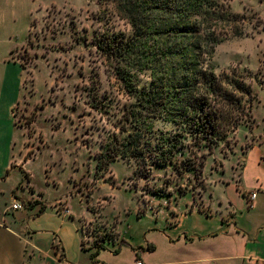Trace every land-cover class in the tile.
Listing matches in <instances>:
<instances>
[{"label": "rangeland", "instance_id": "obj_1", "mask_svg": "<svg viewBox=\"0 0 264 264\" xmlns=\"http://www.w3.org/2000/svg\"><path fill=\"white\" fill-rule=\"evenodd\" d=\"M230 9L245 15L238 28L246 35L224 40L212 62L217 74L234 73L251 85L241 125L213 149L199 174L191 170L179 175L171 164L151 165L149 172L136 170L134 163L121 159L96 173L101 141L117 132L118 119L134 101L123 95L115 63L97 45L113 32L130 33L129 24L117 16L113 0H0V55L14 47L11 58L25 68L28 98L15 108L16 123L32 138L27 145L45 148L34 166L46 200L73 191V205L84 214L87 208L98 213L104 205L105 225L98 218L81 225L83 247L120 244L118 228L140 235L149 226L144 213L155 206L151 201L156 192L169 200L190 192L198 200L206 179L221 178L231 167H239L255 137L250 134L253 106L264 100V0H232ZM140 79V85L150 81L148 73ZM151 123L155 130H175L160 119ZM189 151L177 157L186 158ZM197 152L200 156L207 149ZM45 164L58 185L44 184Z\"/></svg>", "mask_w": 264, "mask_h": 264}, {"label": "crops", "instance_id": "obj_2", "mask_svg": "<svg viewBox=\"0 0 264 264\" xmlns=\"http://www.w3.org/2000/svg\"><path fill=\"white\" fill-rule=\"evenodd\" d=\"M13 48L0 55V264H264V100L253 106L255 137L238 168L206 179L198 200L190 192L174 200L153 197L155 206L144 213L149 226L136 235L118 225L120 244L106 245L91 262L96 248L83 247L80 227L95 218L105 225L104 205L84 214L73 205V191L46 200L34 166L45 148L27 145L32 138L16 123L15 108L28 94ZM49 167L43 166L44 184L56 186ZM254 190L248 208L246 196ZM14 202L23 208L13 209Z\"/></svg>", "mask_w": 264, "mask_h": 264}, {"label": "trees", "instance_id": "obj_3", "mask_svg": "<svg viewBox=\"0 0 264 264\" xmlns=\"http://www.w3.org/2000/svg\"><path fill=\"white\" fill-rule=\"evenodd\" d=\"M231 1L113 0L131 32L105 35L97 48L115 63L120 90L134 101L118 119L117 132L101 141L96 173L121 159L136 170L171 164L179 175L199 174L213 149L241 125L251 85L234 73L217 74L212 62L224 40L246 35L238 28L246 17L231 11ZM142 73H148V84L140 85ZM154 119L175 130L153 129ZM203 147L207 152L198 156ZM185 149L188 157L178 158ZM43 211L41 205L36 215ZM101 249L91 253V262Z\"/></svg>", "mask_w": 264, "mask_h": 264}, {"label": "built area", "instance_id": "obj_4", "mask_svg": "<svg viewBox=\"0 0 264 264\" xmlns=\"http://www.w3.org/2000/svg\"><path fill=\"white\" fill-rule=\"evenodd\" d=\"M256 196H257V191L256 190L251 191V192H249L247 194L246 202H247L248 208L252 207L253 201L256 199ZM12 208L17 210V209H22L23 207H22L21 203L14 202L13 205H12ZM137 264H142V262L141 261H137Z\"/></svg>", "mask_w": 264, "mask_h": 264}]
</instances>
